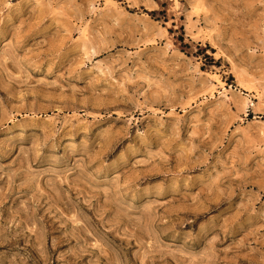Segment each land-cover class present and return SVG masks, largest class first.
<instances>
[{
	"label": "rangeland",
	"instance_id": "374dc122",
	"mask_svg": "<svg viewBox=\"0 0 264 264\" xmlns=\"http://www.w3.org/2000/svg\"><path fill=\"white\" fill-rule=\"evenodd\" d=\"M0 264H264V0H0Z\"/></svg>",
	"mask_w": 264,
	"mask_h": 264
}]
</instances>
